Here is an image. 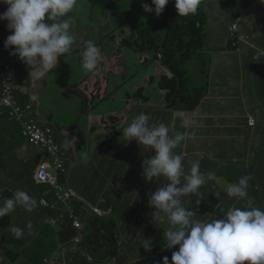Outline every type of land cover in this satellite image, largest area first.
Segmentation results:
<instances>
[{
    "label": "crops",
    "instance_id": "1",
    "mask_svg": "<svg viewBox=\"0 0 264 264\" xmlns=\"http://www.w3.org/2000/svg\"><path fill=\"white\" fill-rule=\"evenodd\" d=\"M218 5V1H210L204 6V10L209 11L212 15V23L209 25V33L205 41L206 45L209 40L211 45L222 43L226 38V27L232 26L230 18H228L225 26L216 29L215 22L222 19ZM6 7V5L4 8V4H0V13H3ZM238 14L240 13L232 10L233 16ZM249 15L246 18L247 23H243L240 30L250 35V44L238 46L232 54L211 55L215 57L212 83L205 81L204 69L201 64L197 68L198 75L194 79V88L205 89L208 91V95L195 111L184 112L169 105L165 98L167 93L160 90L159 83L163 77L172 79L173 75L169 71L150 70V66L147 67L146 63L140 62L132 55L133 60L125 62L127 59L125 58L120 62L119 66H122L120 72L118 69L110 70L117 59L109 61L105 65V75L110 71L113 74L118 73L124 76L117 87L109 86L107 88L106 76L103 75L102 87L98 88L96 80H94V92L86 93L94 95L97 92L100 97L91 112L94 117L91 118L89 115L82 124L88 137L87 150L83 152L77 145L75 152L78 156H76L73 151L67 149L74 164L71 166L70 177L67 179L62 177V182L66 183V188H72L77 192L79 200L76 202L81 203L77 205L78 211L86 214V218L92 214L88 212L89 208L96 207L111 213V218L116 221L124 198L139 192L141 201L134 204L121 221L123 249L127 257L119 258V264H152L154 261L155 264H163L162 253L165 248L161 234L167 224L160 228L152 227L151 215L155 209L149 205V199L151 193H154L157 187L165 183L164 178H156L150 183H146L143 179L138 180L139 176H130L129 181L123 177L117 187L118 197L115 199L101 194L97 187L95 188V182L97 181L99 185L102 177L106 175V173L103 175L100 167L102 161L96 159L97 151L106 156L109 155L107 158L108 161L110 160L109 174L114 176L116 175L113 171L115 168L126 167L129 171L135 169L141 173L143 161L155 155L154 151H146L144 146L138 145L135 141L128 143L124 138L115 140L110 138L112 124L121 125L122 123L125 125L141 112L151 116L150 123L163 122L166 124L170 134L186 131L181 126L182 121L185 117L193 119L196 122L194 128L196 138L188 140L176 149L178 153L184 155L186 169L190 167L191 160L202 159L206 171L208 163L205 160L211 159L217 163L215 171L217 167L223 168L221 174L227 182H229L232 170L240 169L241 177L251 176L252 196L255 198L254 200L258 201L259 206L264 207V22L256 23L259 21L257 17ZM94 34L95 28H93V36ZM8 35L10 33L6 29V22H1L0 49H4L6 54L3 52L0 64L3 63L16 70L22 68L24 76L29 74L32 87L37 86L41 92H50L61 100L73 98L76 93L67 88L70 77L67 71L64 74L63 70L53 74H50V71L49 75L34 80L36 76L31 74L32 69L18 57L11 55V49L4 48V41ZM75 61L79 63L77 59ZM61 62L63 61L60 59ZM47 80L49 81L46 89L44 83ZM79 84L80 81L74 83L76 87ZM3 94L4 86L0 73V100ZM150 99L154 101L151 102ZM85 100L84 106L91 107L96 101V96H91L89 100L85 97ZM141 103L152 107H141ZM83 107L80 99L77 98L74 115L78 116ZM250 119L255 121L254 126L249 124ZM53 125L63 143L66 136H72L68 133L69 128L66 130L67 127L64 124L54 120ZM125 127L122 126L121 131ZM187 130L191 131L192 129ZM84 153L86 158L82 159ZM40 160L41 154L23 138L20 126L11 121L7 112L0 107V200L11 198L17 189H22L38 202V206L31 213L25 212L20 206V212L11 213L10 216H5L0 220V264H42L44 259L55 256L62 244L60 227L54 225L52 220L61 219L63 207L56 204L53 208L45 209L41 205V200L52 199L53 195L48 187L38 186L35 181ZM75 171L90 176L88 183L81 191L74 189L70 182ZM99 176L100 179H98ZM256 191L259 193V198L256 197ZM141 203L145 204L141 205ZM135 206L137 208H134ZM84 209L88 211H84ZM225 209L227 208L222 207L221 211ZM135 211H138V215L132 218L131 215ZM127 217L132 221L131 223L126 221ZM139 218L148 222L142 225L141 223L135 224ZM29 220L32 222L33 228L31 234H28L26 230L24 238L16 239L8 231L11 225L26 228ZM156 238L157 241H155ZM141 239H151L157 248L154 251L144 249L141 246ZM105 249L107 250V248ZM75 258L76 256L71 253L69 248L59 255L61 264H71ZM80 261L82 259H78L72 264H79Z\"/></svg>",
    "mask_w": 264,
    "mask_h": 264
},
{
    "label": "clouds",
    "instance_id": "2",
    "mask_svg": "<svg viewBox=\"0 0 264 264\" xmlns=\"http://www.w3.org/2000/svg\"><path fill=\"white\" fill-rule=\"evenodd\" d=\"M169 2L170 0H151V5H149L141 0V7L145 13H154L159 17ZM173 2L177 15L185 17L196 14L201 5V0H173ZM261 2L264 3V0H261ZM0 4L7 6L6 10L0 13V22H6V29L10 33L4 41V48L6 50L12 49L10 54L18 57L32 69L31 74L33 76L43 77L49 75L48 73L50 71V74H53L52 70L58 66L61 57L70 53L74 46L75 36L72 34V27L74 25V14L77 11L78 0H0ZM234 26H236V29H234ZM238 32L236 23L226 27V38L222 43L211 45L209 40L208 51H204L201 56L196 53L192 61L185 63L186 68L189 69V77L187 79V85L180 87L183 93L187 95L194 93L208 95L207 90L194 88V79L198 75L197 68L201 64V67L204 69L205 81L212 83L215 57L211 55L223 53L232 54L233 51L228 49L230 43H234V46L237 47L236 40L238 37L243 39V35L238 34ZM164 46L162 45L160 47L161 50L157 60H153L154 52L151 51L149 53L152 59H148L150 62L147 67L162 66L163 58L164 61L166 60ZM101 55L98 46L92 41H89L82 53V68L87 72H93L98 66ZM65 72L66 69H63V74ZM110 73V71L107 72V88L109 86L117 87L119 81L124 76L114 73L116 84L112 85L108 81V75ZM80 76L81 71L70 74L67 88L76 94L83 95L88 100L91 96L95 95L96 101L91 107H85L86 110L84 113H80L78 116L74 115L75 119L71 123L66 121L63 112L58 113L54 108H46V113L50 115L43 116V113L32 102V100L36 99L33 96V91H36V95L52 93L41 92L37 86L32 87V81L30 87L27 86V81H25L26 85L22 87V93L18 98L20 106H30L29 108H21L25 112V116H28L39 129L51 130L56 144L65 154L67 159L64 165L65 172L59 174L60 184L64 190L72 189L63 187L62 182L69 158L57 142L53 121L57 120L69 128L68 133L72 136L65 137L64 146L67 149L75 153L77 145H79L82 151L85 152L87 150L88 137L82 128V124L88 119L89 115L91 118L94 117L91 112L100 100L97 92L94 95L86 94L87 92H94L93 83H90L86 77L81 76V79L85 80L83 91L74 85ZM102 78L103 75L101 78L97 77V75L93 78V81L96 80L98 88L102 87ZM48 81L44 83L46 89ZM161 82L162 79L160 80L159 88L165 92L161 86ZM76 94L73 98L63 100L52 94V99L64 105L63 107L65 109L70 105L71 101H75ZM165 98L168 102V93ZM168 104L171 105L169 102ZM140 106L152 107L143 103ZM175 109L184 111L181 108ZM4 110L7 112L9 119L20 126L21 134L28 144L41 154V160L39 161L35 174V181L38 186H46L51 190L53 198L43 200H50L55 203L54 190L47 185H40L37 182L39 169L44 165L51 166L53 158L46 152H41L38 148L30 144L28 139L23 135V128L18 118L12 116V110ZM75 110L76 108L66 111L75 114ZM50 116H53L52 119H50ZM151 119L149 114L141 112L131 122L125 125L121 123L120 129L122 126H126L122 132V136L128 143L135 141L138 145L144 146L146 151H154L155 153V155L145 159L142 163V176L145 182H150L161 177L165 180L162 186L157 187L155 192L151 193V198L149 199V205L155 209L151 215L152 227L160 228L166 224L168 225L166 229H163L162 240L163 247L165 248L162 253L163 264H169V262L171 264H264V207L257 206L254 203L255 198L252 196L251 177L247 175L242 176L237 182L227 183L224 192H217L219 190V178L215 172L209 171L203 173L200 169V161L198 159L191 160L190 167L186 169L184 155L176 151L178 147L188 140L196 138V132L194 130L196 122L189 117H185L181 126L186 131L170 134L169 127L166 124L163 122L150 123ZM38 120H42L43 125H40ZM249 124L254 126L255 121L250 119ZM187 129L192 130L188 131ZM85 158L86 154L84 153L82 159ZM209 181H215L216 183L217 191L213 196L218 200L221 197L233 198L237 203L244 201L243 206H217L216 208L219 209L217 212H212V214L210 212L208 215L198 216L196 210L207 202L206 198H204V191L200 193V190ZM258 191H256L257 198H259ZM223 193L226 196H221ZM76 195L77 198L73 201V206L76 216L81 220L83 225L84 241L77 246V252H73L72 242L77 236V231L73 228L72 222L68 217L62 219L64 212L60 220H52V223L53 221L57 222L56 224L53 223L54 225L60 227V234L67 223L71 224V229L76 234L71 241L61 242L60 249L55 255L58 256L57 261L60 260L59 255L67 248L76 257L81 255L82 258H87V253L81 250V246L86 241V226L78 212L77 205L81 203L76 202L79 200L77 193ZM192 201H194L195 205L191 208L187 207ZM17 206H21L25 212L31 213L38 206V202L27 191L17 189L11 198L0 200V220L5 216H10ZM222 207L227 208V210L225 209L226 212L221 211ZM93 208L96 207H90L89 210L91 212L85 209L84 211H88L90 214L92 213V217L100 220L111 217V213L104 211L108 216L100 218L93 214ZM137 221H140L141 224L148 222L144 221L143 218H139ZM32 228V222L29 220L26 228L11 225L8 231L14 238L22 239L25 236L26 230L28 234H31ZM141 241V246L144 249L150 250L152 248L153 241L151 239H141ZM43 262L42 264H44Z\"/></svg>",
    "mask_w": 264,
    "mask_h": 264
},
{
    "label": "trees",
    "instance_id": "3",
    "mask_svg": "<svg viewBox=\"0 0 264 264\" xmlns=\"http://www.w3.org/2000/svg\"><path fill=\"white\" fill-rule=\"evenodd\" d=\"M145 1L146 0H143L144 3ZM133 2H134V6L139 8L137 11L141 10L142 8L141 0H134ZM88 3L91 6L101 8L106 15L118 20V22H120L122 25L121 28H125L129 26L130 22L133 21L132 20L133 14L131 12H128L124 8L125 0H88ZM208 3L209 2L207 0H201V5L197 13L185 17V16L177 15L175 4L173 0H170V2L166 5L163 13L159 17L153 14L149 23H147L144 27H142L138 31V39L135 42L129 38L124 39L122 42V44L127 46L128 50H139L141 52L140 54L142 55L149 54L151 51L154 52L153 60L158 59V55L161 50L160 47L162 45H165L164 53L166 60L164 61V58L162 60L163 67L159 65L150 66V70L162 71V72L167 70L173 75L172 80H169L170 78L163 77L161 86L165 90V92L168 93V102L174 108H181L184 111H189V112L196 110L207 96L204 93H194L187 95L186 93L182 92V88L180 87H185L187 85V79L189 77V69L186 68L185 63L192 61V58L196 53H198L201 56L203 55L204 51L209 50L208 43L207 45L205 43L207 37L205 28L206 26H209L211 22V17L204 10V6ZM260 3H262L261 0H233L231 3H229L233 5L232 10H235L236 13H240L234 16L229 15L231 22L230 24L233 25L234 23H236L239 30L238 34L243 35V39L238 37V39L236 40L237 47L240 45L250 44V39H251L250 35L242 32L240 30V26L243 23H247L248 20L246 18L249 12L257 10ZM4 8H5V4H4ZM263 22L264 21H257L256 23H263ZM116 30L110 29L108 31H105L104 34H108L109 36L107 38H110L113 36L112 34ZM167 33H168V38L162 44L157 42L158 38H163ZM109 42L111 43V41ZM86 47L87 44L84 45L83 47L78 45L77 47L72 48V51L70 53L61 57V60L63 62L61 63L59 62L58 64L59 67H56L52 71V73L61 72L63 69H66V71L69 74L81 71L82 69L81 62L78 59L77 60L79 61V63L75 61L74 55L82 53ZM237 47L234 46V43H230L228 49L233 51ZM2 50L5 53L4 49ZM112 53L115 52H110V54ZM131 55L132 54H129L125 62L134 59ZM11 60L14 61V59ZM128 65L134 66L132 64H128ZM7 67L11 68V71L8 73L9 74L13 73L15 79L27 81L28 84L27 86L28 87L31 86V81H29V74L27 76H24L22 68L16 70V69H12L11 66H5L3 63H1L0 73L2 77H3V70H5V68ZM251 68H254V66H251ZM122 132L123 131H121L120 125L112 124L110 138L114 140L118 138L122 139L123 138ZM108 156L109 155L106 156L100 153V155L96 157L98 161H102L100 162V167L102 169L103 175L105 173L106 175L102 177V181L99 185L97 181L95 182V188L97 187L98 191L101 194L107 195L115 199L118 197L117 187L119 185V182L122 181L123 177L127 181H129L130 176L133 175L140 176L142 175V172L140 173V171L134 169L131 173L130 171H127V173H125L124 175H120L118 173H116L115 176L113 174L111 175L109 174L111 169L109 168L110 160L109 161L107 160ZM201 160L202 159H200L199 161ZM205 161L206 163H208L205 173L209 171L215 172L216 176L219 178V182H218L219 190H223L226 187V184L230 183L227 182L225 180V177L221 174L223 168L217 167V170L215 171L217 163H215L211 159H207ZM200 167H203L202 163L200 164ZM122 170H126V167L122 168ZM100 176L98 177V179H100ZM88 180L89 179L87 177H84L83 178L84 184L85 183L87 184ZM205 187L206 189H208L207 192L209 193V195L208 196L205 195L206 190L204 189V198H206V200H208V198L211 199L216 191L213 192L210 186H205ZM73 191L77 193L75 190ZM215 200H216L215 201L216 207L243 206V204L245 203L244 201H240L239 203H237V201L233 198H223V197H221L219 200L215 197ZM50 202L54 203L52 201ZM207 204L208 202H206V204H204L202 208H205ZM42 207L48 209L43 205ZM134 208H137V206H135ZM78 212L79 215L82 217L84 224L86 226V232H85L86 241L81 246V250L89 254V257L84 259L82 258L81 255H78L74 260V262L78 259H82V261H80L79 264H111L114 261L118 260L119 258L124 259L127 257L126 252L123 249L124 246H123V233H121L122 230L118 228L117 223L113 218L110 217L103 220L91 216H88V218H86L85 216L86 214H84L81 211ZM126 221L127 222L129 221L130 223L132 222L128 217L126 218ZM75 235H76L75 232L71 229V224L67 223L63 227L62 233L60 234V240L62 243L69 242L75 237ZM155 241H157V238ZM152 247L153 250L151 251H154L157 248L156 245H153ZM105 248H107V250ZM124 255L126 256L124 257ZM57 262L61 264L60 260H58ZM152 264H155V261L152 262Z\"/></svg>",
    "mask_w": 264,
    "mask_h": 264
},
{
    "label": "rangeland",
    "instance_id": "4",
    "mask_svg": "<svg viewBox=\"0 0 264 264\" xmlns=\"http://www.w3.org/2000/svg\"><path fill=\"white\" fill-rule=\"evenodd\" d=\"M134 0H125V6L124 8L133 14L132 20L130 22V25L121 28V23L118 22V20L114 19L113 17H110L104 13V11L101 8L91 6L88 3V0H78V5H77V11L74 14V25L72 27V34L75 36V43L73 48L77 47L80 45L83 47L84 45L88 44L89 41H92L95 43L98 48L100 49L101 52V59L98 63L97 68L93 72H87L82 68L81 71V76L86 77V79L90 82L93 83V78L95 75L97 77L101 78L102 75H105V65L109 61H115V64L110 68V70L113 69H118L121 70L122 66H119L120 62L127 58L129 54H132V56L139 60L142 63H146V65L149 64L148 59H152V56L150 54H140L141 52L139 50H128L127 46L122 44L120 41H123L126 38L132 39V41H136L138 39V31L144 27L147 23H149L150 19L152 18L153 14L145 13L143 9L137 11L139 8L134 6ZM219 5H218V11L220 12V16L222 17L221 20L215 22V27L216 29H221L223 26H225L227 19L229 18V15L232 16V8L233 5L229 4L233 0H217ZM145 3H148L151 5V0H146ZM94 10V11H93ZM210 17L212 16L209 11H206ZM229 12V13H228ZM249 16H256L259 21H264V3H260L258 6V9L252 12H249ZM212 23V19L210 24ZM209 24V25H210ZM93 28H95V34L93 36ZM118 28V29H117ZM110 29L116 30L112 35V37L107 38L109 35L104 34L105 31H108ZM206 36L209 33V26H206L205 28ZM115 35V36H114ZM93 36V37H92ZM107 38V39H106ZM168 38V33L163 37V38H158L157 42L163 43L166 39ZM106 41L104 42V40ZM111 41V43L109 42ZM72 51V50H71ZM115 51V53L110 54V52ZM83 53V52H82ZM82 53L74 55V59L80 60L82 62ZM223 55V54H221ZM227 58V57H226ZM82 66V63H81ZM81 76L79 78L80 84L78 85V89L84 90V83L85 80L81 79ZM107 77V74L105 75ZM38 77L34 78V80H37ZM172 80V79H169ZM143 96V94H141ZM149 101H154L153 99H150ZM66 121L72 122L75 117L74 114L68 113L65 109L63 111ZM38 123L40 125H43L42 120H38ZM68 130V128L66 129ZM57 134V142L61 146L62 150L66 153V155L69 158V162L66 165V173L63 174V178L67 179L71 175V166L74 164L72 161V157L68 155L67 148L64 146V143L62 142V139L59 137L58 132L56 131ZM96 155L99 156L100 152L97 151ZM120 155V154H119ZM202 165L203 167H200L201 171L205 173L204 169V160H202ZM114 173H118L120 175H124L129 171V169L122 170L119 168H115ZM133 170L130 171V173ZM240 169L235 168L232 170L229 176V182L234 183L237 182L238 179L241 177L240 175ZM251 177L250 175H247ZM87 177L89 179L88 174H83L81 172H73L72 178H70L71 185L74 187V189L81 191L83 187L86 186V183L84 184L83 178ZM143 179L145 182V179L143 178L142 175L138 177V180ZM151 182V181H150ZM146 182V183H150ZM66 183L63 184V187H65ZM205 186H210L211 190L217 191L216 189V183L215 181H209ZM202 187L200 190V193L206 190V196L209 195L207 192L208 189L206 187ZM90 192V190H89ZM217 192H224L223 190H218ZM216 193V192H215ZM221 196H226L225 193L221 194ZM141 201V197L139 196V192L137 193H132L128 196H126L123 200V204L120 207V212L118 215V218L116 219V223L119 229H121V221L123 220V217L128 214L129 209L133 207L134 204L139 203ZM215 196H212V198H208L207 206L205 208H202L200 206L196 212L198 216H204L208 215V213L211 212H217L219 209L216 208L215 204ZM254 203L258 206V201L254 200ZM145 203H141V205H144ZM194 201H192L187 207L191 208L194 206ZM21 211V207L18 206L12 214H16ZM225 211V210H224ZM223 211V212H224ZM138 215V211H135L132 213L131 217L135 218ZM136 223H141L140 221H137ZM135 223V224H136ZM168 227V225H167ZM165 227V229L167 228ZM122 230V229H121ZM163 236V232L161 234ZM153 250V248H151ZM87 257H89V254H86ZM119 259L114 261L112 264H119Z\"/></svg>",
    "mask_w": 264,
    "mask_h": 264
},
{
    "label": "built area",
    "instance_id": "5",
    "mask_svg": "<svg viewBox=\"0 0 264 264\" xmlns=\"http://www.w3.org/2000/svg\"><path fill=\"white\" fill-rule=\"evenodd\" d=\"M234 29H236V26H234ZM2 56L3 50L0 49V60L2 59ZM10 71V67H7L5 70H3L4 94L0 101V106L4 109L12 110V116L18 118L23 128V135L26 139H28L30 144L38 148L41 152H46L53 158V163L51 166H41L37 174V182L40 185H47L54 190L56 198L55 203L63 206L64 214L62 219L68 217V219L73 224V228L77 231V236L72 242V251L77 252V246L84 241L83 225L81 220L76 216L73 206V201L77 198V195L73 190H64L61 187L59 180V174L65 172L64 165L67 160L66 156L56 144L51 130L39 129L28 116H25V112L21 108H29L30 106H20L18 98L22 86L18 85L19 80L14 78L13 73H8ZM55 203H51L49 200H43L41 202V204L46 208L53 207ZM92 212L100 218L108 216L107 213L98 208H93ZM53 223L56 224L57 222L53 221ZM57 258L58 256H55L51 259H46L43 263L60 264L57 262Z\"/></svg>",
    "mask_w": 264,
    "mask_h": 264
},
{
    "label": "water",
    "instance_id": "6",
    "mask_svg": "<svg viewBox=\"0 0 264 264\" xmlns=\"http://www.w3.org/2000/svg\"><path fill=\"white\" fill-rule=\"evenodd\" d=\"M116 77L113 73H110L108 75V81L109 84L115 85L116 81H115ZM33 96L36 98L34 100H32V102L36 105V107L43 113V116L45 115H50L48 113H46V108H54L58 111V113H61L64 111V105L60 104L57 101H54V99H52V94H41V95H36V91H33ZM76 99L75 101H71L70 105L65 108V110H69V109H74L77 107V98L80 99L81 101V105L82 107L85 105V98L83 95L81 94H76ZM73 105V106H71ZM85 106L82 109L81 113L85 112ZM53 116H50V119H52ZM44 119V117H43ZM45 120V119H44ZM74 155L78 156V154H76V152L74 153Z\"/></svg>",
    "mask_w": 264,
    "mask_h": 264
},
{
    "label": "flooded vegetation",
    "instance_id": "7",
    "mask_svg": "<svg viewBox=\"0 0 264 264\" xmlns=\"http://www.w3.org/2000/svg\"><path fill=\"white\" fill-rule=\"evenodd\" d=\"M18 85L24 87V86L26 85V82L23 81V80H19V81H18Z\"/></svg>",
    "mask_w": 264,
    "mask_h": 264
}]
</instances>
